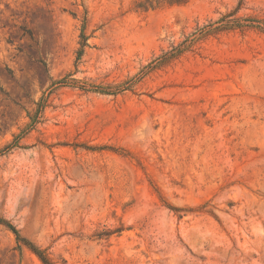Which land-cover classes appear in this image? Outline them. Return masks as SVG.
Segmentation results:
<instances>
[{
    "label": "rangeland",
    "instance_id": "obj_1",
    "mask_svg": "<svg viewBox=\"0 0 264 264\" xmlns=\"http://www.w3.org/2000/svg\"><path fill=\"white\" fill-rule=\"evenodd\" d=\"M235 10L0 0V264H264V30L161 62Z\"/></svg>",
    "mask_w": 264,
    "mask_h": 264
},
{
    "label": "trees",
    "instance_id": "obj_2",
    "mask_svg": "<svg viewBox=\"0 0 264 264\" xmlns=\"http://www.w3.org/2000/svg\"><path fill=\"white\" fill-rule=\"evenodd\" d=\"M237 10H239V8ZM237 10L222 16V18L219 19L217 22H213V23L211 22L208 25L203 26L202 28H198L197 31L193 34V37L191 39L185 40L182 44L173 48L170 53L164 54L161 57V62L168 61L170 59L177 57L179 54L182 53V51L189 48L190 45H192L195 41H197L201 37H206L208 35H216L226 30L238 29L240 31H245L246 29L249 28H258L264 30V25H261L262 23L260 24L259 21L253 20L251 18L237 17L236 16ZM80 37H81V47H84L86 43V38L83 35H81ZM7 227L16 235L17 240H19V237L14 227H11L10 225H7ZM31 250L39 258L42 264H53L43 252L36 251L33 248H31Z\"/></svg>",
    "mask_w": 264,
    "mask_h": 264
}]
</instances>
